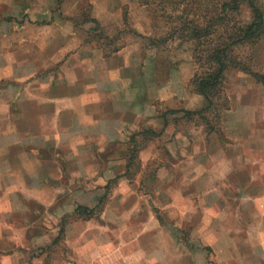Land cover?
Listing matches in <instances>:
<instances>
[{
	"label": "crops",
	"instance_id": "obj_1",
	"mask_svg": "<svg viewBox=\"0 0 264 264\" xmlns=\"http://www.w3.org/2000/svg\"><path fill=\"white\" fill-rule=\"evenodd\" d=\"M90 2L106 30L125 4L139 33L153 24L139 0ZM58 3L0 0V264H264V86L236 89L251 99L237 95L223 142L171 112L205 104L193 54L171 53L163 78V47L106 56ZM79 205L98 207L83 218ZM237 206L251 209L244 232Z\"/></svg>",
	"mask_w": 264,
	"mask_h": 264
},
{
	"label": "trees",
	"instance_id": "obj_2",
	"mask_svg": "<svg viewBox=\"0 0 264 264\" xmlns=\"http://www.w3.org/2000/svg\"><path fill=\"white\" fill-rule=\"evenodd\" d=\"M58 1V4L61 5L65 0ZM157 1L158 8L154 10L161 12L160 16L163 17V13L168 11L177 13L174 16L170 12L168 16L176 19L174 30L171 33H179L182 41H193L195 44L193 57L198 68L191 80V85L194 87V91L202 95L205 100L204 106L199 109H179L171 110V112L183 111L184 116L189 120L199 116L202 118L207 132L218 133L220 131L217 126L220 121L218 118L221 117V112L230 108L224 92L226 72L232 68H238L250 73L264 85V74L254 71L243 60H240L234 51L235 47L254 44L264 36V7L260 0ZM142 3L151 5L149 1ZM168 4L171 5L170 8L167 7ZM245 9L249 12L248 18L237 20L238 16H243ZM88 22L94 24V27L89 30L90 41L98 37L110 45L121 32L113 33L114 35L111 36L106 33L96 18L87 12H82L80 23ZM118 49L119 47H114L110 51L116 52ZM136 151L137 146L131 148L132 158ZM130 163L133 164L134 160H130ZM97 207L89 208L79 205L74 214L90 218L95 215ZM63 221L65 222V218ZM63 232L62 226L60 234ZM185 241L187 242V240ZM208 249L210 250V248Z\"/></svg>",
	"mask_w": 264,
	"mask_h": 264
},
{
	"label": "rangeland",
	"instance_id": "obj_3",
	"mask_svg": "<svg viewBox=\"0 0 264 264\" xmlns=\"http://www.w3.org/2000/svg\"><path fill=\"white\" fill-rule=\"evenodd\" d=\"M145 1L151 2V5H144L142 2H145ZM154 1H155V4H154ZM260 1L264 7V0H260ZM72 2H73V0H65L63 2V3H65L64 10H66L67 12H69V11L71 12L74 9L78 10L79 13H78V17H77L76 22L78 21L79 24H77V25L90 26V28L92 29L94 27L93 23H90V22L80 23L82 12H84V13L87 12V13L91 14L92 17H94L93 16V5L90 2V0H81L79 3H76V6H74V4ZM139 2L141 4V6H144L145 8L148 9V11H150V14L152 16L153 24H151V27L148 28L149 32L139 33L140 32L139 29H137L134 26V24H132V22L128 16L130 6L128 4H125V5H123L124 12L122 15V20H123V23L121 24L122 26L114 28V29L110 28V30L105 29L106 33H109L111 36L114 35L113 33H117V32L121 31L118 35L119 37L110 45L105 43V41L103 39L98 38V37H97L98 39L96 38L92 42H94L100 49H102V51L104 52V54L106 56L112 55L113 52H111L110 50L113 49L114 47L120 48L122 45L128 43L129 41L132 42L135 40L144 42L147 45V47L151 46V45H156L160 48L163 47L162 53L158 54L156 58H157L158 64L161 66L162 77L165 78L167 71H168V69H167L168 64L172 62L170 59L171 53L178 51V54L176 56H179V57L181 56L182 58H185L186 56H188V55L190 56V54H193L195 44L193 41H182L179 37L180 36L179 33H176V32L171 33L174 30L176 19L168 17L171 11L163 13V17L160 16L161 12H155L154 9L158 8V6H157L158 1L157 0H143V1L139 0ZM167 7L170 8L171 5L168 4ZM61 8H62V6H61ZM159 8H161V7L159 6ZM171 13L174 14V16H175V14H177L174 12H171ZM248 16H249V12L247 11V9H245L243 11V16H238L237 20H241L242 18H248ZM139 17H138V19H142L146 23L147 22L149 23L147 18L144 17L143 15H140ZM172 22H174V23H172ZM89 39H90V36H89ZM148 49H150V48H148ZM234 51H235V54L238 56V58L240 60H243L246 64H248L254 71H257L259 73L264 74V36L258 42L254 43V44H248V45H244V46L235 47ZM193 59H194V57H193ZM172 60H174V59H172ZM194 65H195V73H196L198 66L195 63V59H194ZM254 82H257V83L263 85L261 82H258L255 79V77L252 76L250 73L244 72L238 68H232L226 72V77H225V82H224V92L228 98V105H230V108L225 110V112L224 111L221 112V117L218 118V120H220V121L217 124V126L220 129V131L216 134L221 141L223 140V142H224V137L229 136L228 135V123L230 122V119H231L229 110L235 108V106L237 105V95L238 94L243 95L244 96L243 100H246V99L250 100L251 96L249 94L245 95L243 91L241 93H240V91L242 89L245 91L246 86L248 84H249V86H251ZM239 86H240V88L242 87V89L238 92V91H236V89ZM243 86H245V87H243ZM191 88H192V90H194V87L192 85H191ZM160 110H162V109H160ZM193 120H194L193 122L196 123V126L204 125L202 118L199 116H196V118H194ZM227 140H230V139H228V137H227ZM229 144H230V141H227L224 145L227 147V146H229ZM161 152L163 153L164 151H161ZM152 165L154 166V164H152ZM138 167H141V166H138ZM137 169H139V168H137ZM228 195L230 196V205H238L239 199L235 200V198H234L235 195H240L239 197H241V196L247 197L246 194H244L242 192L241 193L236 192L233 194L229 193ZM99 211L100 210H98V212ZM232 211L234 212L235 215H237V222H235L236 220L232 219V224H235L234 227L236 228V230L244 232L246 230L247 225L251 224V219H252L251 209H246L243 206H240V207L237 206V209L236 210L232 209ZM67 217L69 220V219H72V217H74V215L71 214V215H68ZM170 229L173 231L174 234L177 235V233H178L179 238L182 241H184L185 243L191 244L192 246H194L196 248H204L205 247L201 238H199V237L196 238L193 236V230H191L192 228H190V226H184L181 229V228H178L177 226H175L174 224H171ZM185 240H187V242ZM210 256H211V254H210ZM211 262H212L211 264H218L214 260Z\"/></svg>",
	"mask_w": 264,
	"mask_h": 264
}]
</instances>
